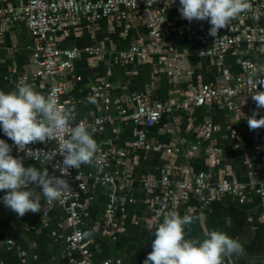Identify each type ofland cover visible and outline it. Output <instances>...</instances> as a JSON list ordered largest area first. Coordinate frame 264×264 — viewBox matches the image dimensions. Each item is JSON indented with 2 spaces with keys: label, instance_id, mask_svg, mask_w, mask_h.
<instances>
[{
  "label": "crops",
  "instance_id": "obj_1",
  "mask_svg": "<svg viewBox=\"0 0 264 264\" xmlns=\"http://www.w3.org/2000/svg\"><path fill=\"white\" fill-rule=\"evenodd\" d=\"M25 0H0V6H20ZM153 12L136 13L131 18L117 20L114 16L89 21L82 17L75 26L68 28L69 35L62 32L55 34V45L59 48L99 47L100 55L82 53L75 61L73 70L58 78L38 79L34 89L47 96L51 84L62 81L65 92L63 100L67 107L74 109L79 119L92 120L97 116H107L105 130L98 133L89 128L97 141L100 152L113 150L123 152L121 164L110 159L98 171L95 164L80 166L85 174L119 172L115 182L118 198L124 207V232L115 240V251L128 259V264H142L152 250L151 241L155 238V226L162 222L154 219L151 199L157 191L149 190L143 180L159 181L163 168L169 165L173 177L182 179L197 172H205L211 182L221 178L231 181L257 182L264 174V154L252 159V152L264 137V127L250 131L245 117L248 98L239 100V110L232 111L222 104L211 102L187 111H174L165 114L152 127L147 128L148 139L173 148V154L162 151H147L134 148V133L138 125L120 115L121 107L132 111L134 104L129 97L144 93L152 102L167 101L171 95L181 99L190 88L201 84L220 85L223 83V70L229 69L234 75L242 72L240 57H247L264 67V52L257 43L248 48L241 43L230 48L222 62L214 58L199 55L200 44L184 32H174L172 26L184 25L186 19L181 17L179 9L173 8L166 14L165 22L157 24L162 39L161 48L147 61H135L122 64L117 56L130 50L133 45L150 47L152 43L151 20ZM264 25V19L260 21ZM255 26L248 20L245 29ZM0 90H14L21 77L36 70L32 62L34 38L29 28L21 22L0 24ZM173 64L174 74L169 75L167 65ZM108 81L113 98H124L121 104H113L108 112L102 102L89 103L87 94L93 86ZM261 113L257 119H259ZM211 122L214 129L209 138L200 137L198 130ZM240 134L234 136L233 131ZM260 136L256 138V135ZM7 136L0 129V139ZM212 160L214 162H212ZM24 165L38 169H48L55 174L51 160H26ZM129 174L130 178H127ZM128 179V180H127ZM88 190L84 198L89 201L90 216L85 219V235L91 241L90 247L95 262L112 258L110 243L97 237L104 235L103 214L111 187L95 185L88 178ZM77 187L78 181L73 180ZM37 186V191H39ZM5 193L0 191V197ZM131 200V201H130ZM41 200V211L28 212L23 217L17 216L6 208L0 200V264H27L29 243L23 235L6 232L12 229L23 232L32 242L29 264H56L60 254V264H65L66 246L60 223L66 218L64 206L56 205L46 219L42 218L45 205ZM264 205L258 194L252 193L250 201L241 203L231 196L221 197L218 201L202 205L196 197L182 207L180 215L191 214L197 219L185 227L187 238L204 239L210 230L223 231L237 239L243 249L252 257L261 260L250 261L243 254L224 257L223 264H264V228L262 213ZM138 221V223H136ZM107 236V235H106ZM13 243H9V240ZM123 262V261H122ZM123 264H125L123 262Z\"/></svg>",
  "mask_w": 264,
  "mask_h": 264
},
{
  "label": "built area",
  "instance_id": "obj_2",
  "mask_svg": "<svg viewBox=\"0 0 264 264\" xmlns=\"http://www.w3.org/2000/svg\"><path fill=\"white\" fill-rule=\"evenodd\" d=\"M251 7L245 12L237 15L227 22V26L220 29L216 38L210 36L211 25L206 20L192 21L186 20L184 25H174V32H184L195 39L199 44V55L214 58L219 63L222 62L230 48L241 43H246L248 48H252L255 43L264 52V25L260 23L264 19V0H249ZM179 0H25L20 6H0V24H10L21 22L30 30L34 38V48L32 62L36 67L33 73L24 74L19 82L23 81L34 88L38 79L45 77H63L66 72L73 70L74 61L82 54L100 55L102 49L99 47H86L80 49L59 48L55 45V34L62 32L69 35L68 28L75 26L82 17L89 21H97L102 18L114 16L117 20L131 18L136 13L148 14L153 12L151 20L152 43L150 47H143L135 44L130 50L121 52L117 59L122 64H131L135 61H147L152 54L161 48L162 35L157 24L165 22L166 14L173 8L179 9ZM248 20L255 22V26L245 29ZM2 32L0 31V38ZM239 63L242 72L238 75L232 74L229 69L223 70V83L220 85L201 84L197 88H190L185 97L181 99L177 95H171L167 101L152 102L148 94L138 93L129 97L134 104V109L121 107L120 115L140 127L134 133L132 146L147 151H162L173 154V148L164 144L154 143L148 139L146 129L152 127L163 115L171 114L174 111H187L195 107H201L211 102H216L226 106L232 111L239 110V100L242 96L248 98L249 104L247 114L251 116L256 109V104L252 100V94L264 90V67L259 66L252 59L240 57ZM173 64L167 65L168 74H174ZM111 84L102 81L90 90L87 94L95 97L96 102L103 104V109L108 112L113 104H121L124 98H113L110 94ZM65 92L62 81L51 84L47 95H53L59 106H66L63 95ZM264 116V108L260 110ZM74 120L70 123L84 122L93 131L102 133L108 120L107 116H97L92 120L79 119L76 114H72ZM214 126L207 122L204 128L198 130L200 137L209 138ZM234 136H238V130L233 131ZM260 136L256 135V138ZM70 137L68 131L58 133L57 137L48 143H34L29 145L35 153L34 157H27L25 151L18 150L13 142L7 137L4 139L12 145V155L26 160L46 161L51 160L55 175H60L63 169V157L57 153L60 150L63 139ZM57 154V155H56ZM260 154H264V137L257 143L252 152V159H256ZM103 164H107L112 158L117 164L123 160V152L111 151L100 152L97 155ZM212 162H214L212 160ZM163 175L159 181L143 180L145 186L151 191H157L151 199L153 205V215L156 221L163 218L170 211L180 214L182 207L192 197H196L202 205H208L218 201L221 197L231 196L241 203L250 201L251 194L260 196L264 205V174L257 182L242 183L231 181L228 178H221L218 182H211L210 177L205 172H197L182 179H175L171 167L167 165L162 170ZM119 172L85 174L81 168L69 169L66 178L69 182V189L62 193L58 200L45 202L42 210V218L46 219L52 208L56 205L64 206L66 218L60 223L64 231L70 230L66 235H58L66 241V251L64 254L65 264H123L121 259L107 258L101 262L93 260L91 251V241L86 238L85 230L82 227L85 219L90 216L88 203L92 197L84 198L88 190V178H91L95 185L111 187L108 199L104 208L103 227L104 235L116 239L124 232L123 217L124 207L118 198L115 182ZM129 177V174L127 175ZM77 180L78 186H72V181ZM128 180V179H127ZM131 201V200H130ZM262 223L264 228V212L262 213ZM138 223V221H136ZM13 243V240H9Z\"/></svg>",
  "mask_w": 264,
  "mask_h": 264
},
{
  "label": "clouds",
  "instance_id": "obj_3",
  "mask_svg": "<svg viewBox=\"0 0 264 264\" xmlns=\"http://www.w3.org/2000/svg\"><path fill=\"white\" fill-rule=\"evenodd\" d=\"M179 12L189 22L206 20L211 25L209 35L216 38L227 22L248 10L249 0H179ZM264 84V80L261 81ZM256 109L245 117L250 131L264 127V90L252 94ZM88 102L95 104L96 98L89 96ZM74 109L59 106L53 95H44L29 84L21 81L14 90H0V129L27 157H34L29 145L48 143L58 133L68 131L70 137L63 139L57 152L63 157L61 174H49L48 169L25 166L23 159L12 155V145L0 139V197L6 208L17 216L41 211V200H58L70 185L66 176L69 169H79L82 164H95L103 170V161L97 156L100 151L94 135L84 122L70 127L74 120ZM57 155V154H56ZM37 186L39 191H37ZM197 217L191 214L181 216L170 211L162 222L155 226L151 251L142 264H223L224 257L241 255L242 244L223 231L210 230L204 239L187 238L185 227Z\"/></svg>",
  "mask_w": 264,
  "mask_h": 264
},
{
  "label": "water",
  "instance_id": "obj_4",
  "mask_svg": "<svg viewBox=\"0 0 264 264\" xmlns=\"http://www.w3.org/2000/svg\"><path fill=\"white\" fill-rule=\"evenodd\" d=\"M84 229L86 228V226L85 225H83L82 226ZM2 230H4V231H6V232H9V233H14V234H20V235H23L25 238H26V240L28 241V243H29V251H28V256H27V264H29V258H30V255H31V253H32V242L29 240V238L23 233V232H19V231H17V230H12V229H2ZM70 232V230H68L67 232H66V235L68 234ZM95 235H97V237H100V238H102L103 240H106V241H108L109 243H110V246H111V254H112V257L113 258H117V259H121L125 264H128V259L124 256V255H122V254H119V253H117L116 251H115V240L112 238V237H110V236H106V235H102V234H95ZM64 244H65V246H66V241L64 240ZM243 256L246 258V259H248V260H250V261H256V260H261L262 259V257H252V256H250L248 253H246V251L243 249ZM264 259V258H263ZM56 264H60V254L58 255V257H57V263Z\"/></svg>",
  "mask_w": 264,
  "mask_h": 264
}]
</instances>
